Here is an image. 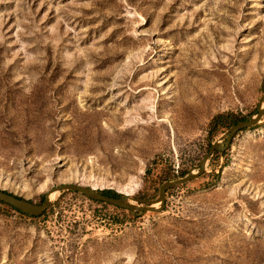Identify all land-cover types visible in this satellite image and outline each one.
<instances>
[{
	"label": "rangeland",
	"instance_id": "374dc122",
	"mask_svg": "<svg viewBox=\"0 0 264 264\" xmlns=\"http://www.w3.org/2000/svg\"><path fill=\"white\" fill-rule=\"evenodd\" d=\"M216 70L228 95L184 96L186 78L204 93ZM263 94L264 0H0V189L155 199L227 131L216 116L249 118ZM258 125L167 190L159 213L72 191L39 217L0 202V264H264Z\"/></svg>",
	"mask_w": 264,
	"mask_h": 264
},
{
	"label": "water",
	"instance_id": "95a60500",
	"mask_svg": "<svg viewBox=\"0 0 264 264\" xmlns=\"http://www.w3.org/2000/svg\"><path fill=\"white\" fill-rule=\"evenodd\" d=\"M263 116L264 94L259 99L256 107V112L254 114H252L246 120H240L236 122L234 125L227 129V131L223 134L220 139L211 142L209 149L205 153V155L200 159V161L194 168L190 169L186 173V175L173 180L164 181L159 187L157 197L152 200L135 198L130 195H123L121 198L109 197L100 193L99 189H95L91 186L70 183H64L52 187L51 189H49V191L44 194L43 199L39 203H34L27 199L20 198L2 189H0V200L23 213L38 216L43 214L50 207L53 198H51L52 195H55L56 193L61 191H72L82 194L91 200L103 202L120 209L128 210L133 215H136V212H139L140 214H145L147 212L159 213L165 207L167 190L172 187L192 181L204 174L206 172V162L213 152H223L225 148L230 145L231 140L238 132H241L249 127L259 124Z\"/></svg>",
	"mask_w": 264,
	"mask_h": 264
},
{
	"label": "bare ground",
	"instance_id": "6f19581e",
	"mask_svg": "<svg viewBox=\"0 0 264 264\" xmlns=\"http://www.w3.org/2000/svg\"><path fill=\"white\" fill-rule=\"evenodd\" d=\"M216 74V81L213 82V84H210L209 86L207 85L206 87H204V93H202L201 88L199 87L200 85L202 86V84H197V81H190L188 78L185 79V86H184V96H190L191 98V102L196 101L201 102V104H205V103H209L211 101H215L217 98L221 97V96H226L229 94V90H230V85L228 84L229 82H227L224 78H223V72L222 71H215ZM191 79V78H190ZM193 79V78H192ZM196 82V83H195ZM204 84V83H203ZM218 86V89L220 90L221 93H215L214 91V86ZM183 88V87H182ZM216 89V88H215ZM232 89V88H231ZM181 91V90H180ZM183 91V90H182ZM181 91V92H182ZM179 94V93H178ZM181 94V93H180ZM179 96V95H178ZM180 98V97H179ZM181 99V98H180ZM178 99V100H180ZM187 99V98H186ZM186 99H184L182 97V103L185 104V102H189ZM221 99V98H220ZM189 100V97H188ZM218 101V100H217ZM180 103V102H179ZM190 103V102H189ZM196 103V104H197ZM181 104V103H180ZM188 104V103H187ZM212 104V103H211ZM191 105V104H188ZM183 106V105H182ZM203 106V105H201ZM194 107V105H193ZM200 107V106H199ZM183 109V108H182ZM191 109V107H190ZM199 109V108H197ZM181 110V109H180ZM184 110V109H183ZM196 111V110H195ZM184 112V111H183ZM198 113V112H197ZM191 117V116H190ZM193 118V117H192ZM53 196V195H52ZM51 196V197H52Z\"/></svg>",
	"mask_w": 264,
	"mask_h": 264
},
{
	"label": "trees",
	"instance_id": "16d2710c",
	"mask_svg": "<svg viewBox=\"0 0 264 264\" xmlns=\"http://www.w3.org/2000/svg\"><path fill=\"white\" fill-rule=\"evenodd\" d=\"M246 119H248V118H247V117H246V118L243 117V118H241V119H235L234 117L229 116V115H228V116L218 115V116H216V117L213 119V123H212V126H213V127H212V129H213V131H214L216 128H218V127H220V126L231 127V126L234 125L236 122H238V121H240V120H246ZM260 126H261V125L256 124V125H254V126H252V127L247 128L246 130H254L255 128H258V127H260ZM99 192L102 193L103 195H106V196H109V197H115V198H121V197H122L121 194L115 193L114 191H112V190H110V189L99 190ZM20 198H21V197H20ZM0 202L3 203V204H5V205H7V206H9L8 204L2 202L1 200H0ZM9 207H10L11 209L17 211L18 213L23 214V215H26V216H28V217H39V216H41V215H43V214L45 213V212H44V213L41 214V215L33 216V215H28V214H26V213H23V212H21V211L15 209V208H13V207H11V206H9Z\"/></svg>",
	"mask_w": 264,
	"mask_h": 264
}]
</instances>
